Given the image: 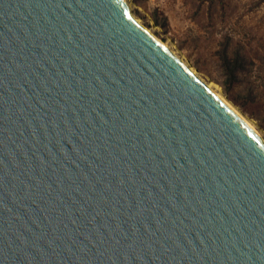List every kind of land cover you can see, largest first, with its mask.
Returning <instances> with one entry per match:
<instances>
[{"label":"water","instance_id":"95a60500","mask_svg":"<svg viewBox=\"0 0 264 264\" xmlns=\"http://www.w3.org/2000/svg\"><path fill=\"white\" fill-rule=\"evenodd\" d=\"M0 264H264V140L127 0H0Z\"/></svg>","mask_w":264,"mask_h":264},{"label":"rangeland","instance_id":"374dc122","mask_svg":"<svg viewBox=\"0 0 264 264\" xmlns=\"http://www.w3.org/2000/svg\"><path fill=\"white\" fill-rule=\"evenodd\" d=\"M145 25L172 41L264 130V0H130ZM225 49L244 57L237 79Z\"/></svg>","mask_w":264,"mask_h":264},{"label":"bare ground","instance_id":"6f19581e","mask_svg":"<svg viewBox=\"0 0 264 264\" xmlns=\"http://www.w3.org/2000/svg\"><path fill=\"white\" fill-rule=\"evenodd\" d=\"M128 1V4L131 8V11L134 15V17L137 19V21L139 23H141L151 34H153L155 37H157L159 40H161L162 42L165 43L166 46H168L171 51H173L176 55H178L182 61H184L185 63H188V65H190L191 69L196 72L198 75L201 76L202 80L209 86L211 87L214 92L219 96L221 97L233 110H235L249 125L250 127L258 133V135H260L262 137V139L264 140V130L261 129L259 127V124L253 120V119H250L248 118L247 116H245L241 111L240 109L235 105V104H232L231 101L226 97L225 94H223V91L220 87V85L216 84L213 80H211L208 76H204L203 73L201 72V70H197V67L191 62V60H189L185 54L183 53V51L181 50V48H178V46H176V44H172L173 42L170 40L168 41H163L162 37L157 35L156 32L153 30V28H149L145 25V23L143 22V20L134 12V9H133V4L131 3L130 0H127ZM172 45V47L170 46ZM177 51H180L182 53V56L179 55L177 53Z\"/></svg>","mask_w":264,"mask_h":264},{"label":"trees","instance_id":"16d2710c","mask_svg":"<svg viewBox=\"0 0 264 264\" xmlns=\"http://www.w3.org/2000/svg\"><path fill=\"white\" fill-rule=\"evenodd\" d=\"M221 58L225 72L233 79V81L236 80L240 69H242L244 57L239 52H237L236 55L231 56L225 49Z\"/></svg>","mask_w":264,"mask_h":264}]
</instances>
